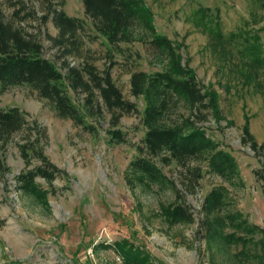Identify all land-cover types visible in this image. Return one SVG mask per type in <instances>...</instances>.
I'll use <instances>...</instances> for the list:
<instances>
[{
    "label": "rangeland",
    "instance_id": "374dc122",
    "mask_svg": "<svg viewBox=\"0 0 264 264\" xmlns=\"http://www.w3.org/2000/svg\"><path fill=\"white\" fill-rule=\"evenodd\" d=\"M65 1L68 15L87 22L86 31L82 32L87 55L101 70L113 65L114 79L125 98L138 105L140 113L122 117L121 128L127 132L128 142L113 144L105 129L93 136L71 119L59 117L28 86H15L0 93V107L19 106L31 122L41 126L43 148L61 170L53 185L38 179L44 189L51 191L45 204L34 195L17 190L15 176L27 169L18 147L11 145L5 153L0 146V264H127L115 246L127 240L148 251L155 264H264V233L247 236L252 241L246 243H211L201 235L203 199L215 187L226 190L222 214L242 213L264 229V184L254 172L264 170V149L256 153L242 142L243 126L250 119L253 134L264 147V96L236 80L229 81L205 49L207 36L189 20L199 4L220 8L224 28L230 32L252 19L254 13L260 14V26H264V9L254 0H146L155 13L157 31L175 40L186 38L191 66L200 82L219 92L228 119L208 124L213 127L214 137L239 162L238 174L230 179L210 171L207 161L200 162L203 177L199 188L196 193L186 194L196 221L187 224L172 223L162 214L176 201L170 183L137 184L129 172L137 144L145 134L141 122L144 101L131 93L129 69L137 63L140 69L154 72L162 64H157L153 51L141 42L121 43L112 49L92 28L83 1ZM22 3L33 12L24 25L39 35L46 57L64 69L61 51L50 39L58 35L59 29L52 20L45 22L44 18L50 3L0 0L5 18L12 19ZM130 54L131 61L127 59ZM137 54L143 57L140 59ZM69 60L79 62L75 56H69ZM164 170L183 190L180 168L173 164ZM237 222L229 224L225 232L244 233L236 227Z\"/></svg>",
    "mask_w": 264,
    "mask_h": 264
},
{
    "label": "trees",
    "instance_id": "16d2710c",
    "mask_svg": "<svg viewBox=\"0 0 264 264\" xmlns=\"http://www.w3.org/2000/svg\"><path fill=\"white\" fill-rule=\"evenodd\" d=\"M40 1L50 3L44 18L45 22L52 20L59 29L58 35L50 39L61 51L65 70L46 57L39 35L24 25L33 12L27 11L22 3L15 16L7 20L0 4V93L15 86H28L59 117L71 119L93 136L105 129L113 144L127 143L128 135L121 128V120L126 114L140 113L138 105L125 98L112 75L113 65L101 70L87 55L82 36L87 22L68 15L65 0ZM82 1L92 28L112 49L121 43L141 42L153 51L157 64H162L154 72L140 69L137 63L129 69L131 93L144 101L141 122L145 128L129 172L137 184L170 183L175 189L176 201L162 212L164 218L172 223L192 224L196 216L187 204L186 194L196 193L199 188L203 177L200 162L207 161L210 171L228 179L239 171L238 159L214 137L213 127L208 124L212 120L221 123L228 119L221 106V96L200 82L191 66L186 38L175 40L157 31L155 13L146 0ZM254 1L264 9V0ZM189 20L207 36L205 49L229 81L236 80L253 93L264 96V26H260L263 21L260 14L254 13L252 19L230 32L224 28L220 8L199 4ZM69 56L79 58V62L72 63ZM130 57L131 54L127 55L129 61ZM43 136L41 126L31 122L19 106L0 107L1 149L6 153L11 145H16L27 166L15 176L17 190L47 204L51 191L44 189L38 179L53 185L61 170L46 154ZM242 142L256 153L264 149L251 130L250 119L243 126ZM173 164L180 168L184 193L164 170ZM254 172L264 184V170ZM132 181L129 179L136 186ZM225 200L223 187L213 188L203 199L201 235L207 241L243 240L246 243L252 241L247 236L264 233V229L242 213L222 214ZM236 221V227L244 233L225 232ZM115 246L127 264H155L148 251L129 240L119 241Z\"/></svg>",
    "mask_w": 264,
    "mask_h": 264
}]
</instances>
